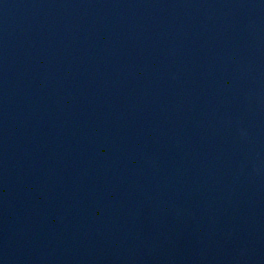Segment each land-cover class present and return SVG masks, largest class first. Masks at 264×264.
Masks as SVG:
<instances>
[{
	"label": "water",
	"instance_id": "obj_1",
	"mask_svg": "<svg viewBox=\"0 0 264 264\" xmlns=\"http://www.w3.org/2000/svg\"><path fill=\"white\" fill-rule=\"evenodd\" d=\"M0 264H264V0H0Z\"/></svg>",
	"mask_w": 264,
	"mask_h": 264
}]
</instances>
